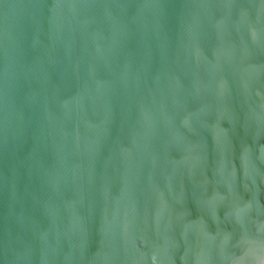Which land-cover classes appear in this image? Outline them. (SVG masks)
Here are the masks:
<instances>
[{"label":"water","instance_id":"1","mask_svg":"<svg viewBox=\"0 0 264 264\" xmlns=\"http://www.w3.org/2000/svg\"><path fill=\"white\" fill-rule=\"evenodd\" d=\"M0 264H264V0H0Z\"/></svg>","mask_w":264,"mask_h":264}]
</instances>
